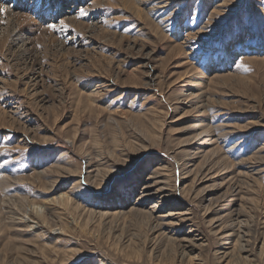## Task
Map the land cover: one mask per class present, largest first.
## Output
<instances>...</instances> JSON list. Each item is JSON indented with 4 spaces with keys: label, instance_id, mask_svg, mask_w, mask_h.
<instances>
[{
    "label": "rangeland",
    "instance_id": "rangeland-1",
    "mask_svg": "<svg viewBox=\"0 0 264 264\" xmlns=\"http://www.w3.org/2000/svg\"><path fill=\"white\" fill-rule=\"evenodd\" d=\"M0 9V264H264V0Z\"/></svg>",
    "mask_w": 264,
    "mask_h": 264
},
{
    "label": "snow or ice",
    "instance_id": "snow-or-ice-1",
    "mask_svg": "<svg viewBox=\"0 0 264 264\" xmlns=\"http://www.w3.org/2000/svg\"><path fill=\"white\" fill-rule=\"evenodd\" d=\"M0 12H6V9H0ZM81 15H86V13H81ZM51 27H55V25H51Z\"/></svg>",
    "mask_w": 264,
    "mask_h": 264
},
{
    "label": "bare ground",
    "instance_id": "bare-ground-1",
    "mask_svg": "<svg viewBox=\"0 0 264 264\" xmlns=\"http://www.w3.org/2000/svg\"><path fill=\"white\" fill-rule=\"evenodd\" d=\"M139 10V9H138ZM168 197V196H167ZM69 198V197H68ZM71 200V199H70ZM41 212V211H40ZM34 225V224H33ZM36 228V227H35Z\"/></svg>",
    "mask_w": 264,
    "mask_h": 264
}]
</instances>
